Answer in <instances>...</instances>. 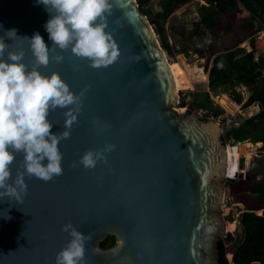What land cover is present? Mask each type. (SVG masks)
Listing matches in <instances>:
<instances>
[{"label": "water", "instance_id": "obj_1", "mask_svg": "<svg viewBox=\"0 0 264 264\" xmlns=\"http://www.w3.org/2000/svg\"><path fill=\"white\" fill-rule=\"evenodd\" d=\"M110 5L106 31L118 44L117 61L93 69L70 49L57 50L52 55H63V63L40 68L59 73L74 93L85 91L83 106L70 138L59 144L63 174L50 182L25 176L22 203L0 199V264H55L70 239L62 231L69 222L91 236L86 264H219L225 222L216 211L225 189L217 183L228 170L223 131L214 120L173 109L179 94L170 88V62L137 0ZM49 18L38 0H0V36L13 28L18 37L39 32L51 48L44 27ZM5 43L22 48L25 63L33 59L27 40ZM67 110L50 113L53 133L66 130ZM106 145L115 146L107 164L79 165L87 150ZM22 161L16 154L9 183L23 171ZM109 235L116 244L104 249Z\"/></svg>", "mask_w": 264, "mask_h": 264}, {"label": "clouds", "instance_id": "obj_2", "mask_svg": "<svg viewBox=\"0 0 264 264\" xmlns=\"http://www.w3.org/2000/svg\"><path fill=\"white\" fill-rule=\"evenodd\" d=\"M38 3L50 15L44 27L51 48L39 32L31 38L18 37L13 28L0 36V199L8 197L20 203L27 194L25 176L50 182L63 174L59 144L70 138L85 96V91L79 94L71 91L59 73L45 75L40 68L52 61L63 63V55H52L57 50L70 49L75 57L88 60L93 69L107 68L120 55L118 44L106 31L110 0H38ZM13 38L28 41L33 57L30 63L24 62L22 48L10 50L11 45L5 43ZM58 108L68 109L64 112L66 130L53 133L49 116ZM114 150V145L87 150L78 163L86 170H94L98 163L107 164L106 154ZM20 153L23 171L18 170L15 180L9 183L10 166ZM76 166L73 163L72 167ZM62 231L70 239L57 253L55 264H86V244L91 236L78 231L71 222Z\"/></svg>", "mask_w": 264, "mask_h": 264}, {"label": "rangeland", "instance_id": "obj_3", "mask_svg": "<svg viewBox=\"0 0 264 264\" xmlns=\"http://www.w3.org/2000/svg\"><path fill=\"white\" fill-rule=\"evenodd\" d=\"M158 3L159 0H150L147 7L157 12ZM199 3L192 1L179 7L165 23L166 33L174 55L170 57L165 51L171 66L178 65L177 67H181L180 60L183 58L188 66L186 68L187 72L200 68L209 75L213 61L218 54L236 48H244L250 52L252 38L255 41L257 56L264 54V40H262L264 39V35L262 36L264 31H259L261 27L259 20L248 12L244 6L239 4L235 10L222 13L215 19L213 31L210 32L199 24ZM152 27L154 28L153 25ZM182 52H185V54ZM182 79V81H179V101L173 106V109L182 117L186 116L182 110L184 108L187 115L196 114L201 120H212L210 119L211 114L209 115L206 109L193 108L192 106L194 104V93L210 92L208 81L189 83L188 85L187 79L185 77H182ZM234 91L243 97L242 103L239 104L235 100ZM211 94L216 105L224 110V114L220 118V127L223 131L221 141L227 146L229 143L226 144L223 141L225 131L231 128L236 121H243L256 115L260 108L258 105L247 109L243 107L249 93L242 85H237L234 89L223 94ZM240 144L250 146V157L246 154L240 157L238 177L233 180L232 186H229L226 178H221L217 183L225 189V203L216 211V214L225 222V227L218 238L219 241L221 239L225 240L228 260L233 258V252L243 238L242 228L239 224L240 215L245 211H252L257 215H259L258 212L263 214L264 211V198L262 202H258L251 190V187L255 185L264 184V153L261 152V147L258 144L248 141ZM231 147H234V145H231Z\"/></svg>", "mask_w": 264, "mask_h": 264}, {"label": "trees", "instance_id": "obj_4", "mask_svg": "<svg viewBox=\"0 0 264 264\" xmlns=\"http://www.w3.org/2000/svg\"><path fill=\"white\" fill-rule=\"evenodd\" d=\"M194 0H159L158 10L150 9V0H137L141 11L148 17L154 26L158 40L166 53L173 57L169 37L166 33L165 23L176 9ZM205 4L198 5L199 24L212 32L214 21L222 13L233 11L241 4L245 9L256 17L264 31V0H204ZM252 50L236 48L218 54L214 61L208 77V88L210 92L203 91L194 93L193 108L206 109L214 117H220L224 110L215 105L212 94H223L234 89L237 85L246 87L249 96L244 103L245 109L258 105L260 111L247 119H244L238 126L235 124L225 131L223 141L226 144L237 145L243 142L255 144L262 143L260 148L264 153V54L257 56L255 41H250ZM185 54V52H182ZM235 100L240 104L243 97L236 93ZM183 104V103H182ZM183 113L186 110L182 108ZM238 177V176H237ZM229 186L234 181L228 180ZM258 202L264 198V184L251 187ZM257 215L252 211H245L239 217V224L242 228L243 238L233 252L235 264H264V211ZM262 214V215H261ZM116 238L109 235L101 242V247L108 249L115 244ZM219 264H231L226 256L225 240L219 241Z\"/></svg>", "mask_w": 264, "mask_h": 264}, {"label": "bare ground", "instance_id": "obj_5", "mask_svg": "<svg viewBox=\"0 0 264 264\" xmlns=\"http://www.w3.org/2000/svg\"><path fill=\"white\" fill-rule=\"evenodd\" d=\"M245 46H247V44H245ZM181 62V67H177L175 66H169L171 74H172V78H173V84H170V88L173 86V92L175 95L179 94V88H180V84L179 81H182V77H185L187 79V84L189 85V83H197V82H205L208 81V75L206 74V72H204L202 69L200 68H196L194 70H191L190 72L186 71V68L188 67L185 62L184 59L182 58L180 60ZM224 101L226 102V100L224 99ZM217 128L215 127L213 130H209L212 138L217 136ZM258 145H260V147L262 146L261 143H259ZM250 146L248 144H240L236 145L234 147L228 146L227 148V155H226V161L227 164L226 166L228 167V177L232 178L235 177L237 178L238 176V162L240 157L243 154H246L248 157H250L251 152L249 151ZM220 162H222V159L219 160ZM226 169V168H225ZM225 172V170H224ZM209 182V181H208ZM232 259V258H231Z\"/></svg>", "mask_w": 264, "mask_h": 264}, {"label": "built area", "instance_id": "obj_6", "mask_svg": "<svg viewBox=\"0 0 264 264\" xmlns=\"http://www.w3.org/2000/svg\"><path fill=\"white\" fill-rule=\"evenodd\" d=\"M196 2H200L201 4H205V2H204V0H196ZM245 88V87H244ZM246 89V88H245ZM214 100V99H213ZM215 102V101H214ZM215 105H216V103H215ZM218 106V105H217ZM220 118H221V116L220 117H214V116H212V115H210V119H212V120H215L217 123H219V125H220ZM240 122H242V121H236L235 122V125L236 126H238L239 124H240ZM228 146H231V145H227V148H228ZM238 167H239V164H238ZM235 177H232V178H230V177H228V170H227V172H226V179H228V180H233ZM225 203V202H224Z\"/></svg>", "mask_w": 264, "mask_h": 264}, {"label": "crops", "instance_id": "obj_7", "mask_svg": "<svg viewBox=\"0 0 264 264\" xmlns=\"http://www.w3.org/2000/svg\"><path fill=\"white\" fill-rule=\"evenodd\" d=\"M195 1V0H194ZM197 3H199V2H197ZM264 35V33L262 34V36ZM261 39H262V37H260ZM262 40H264V39H262ZM252 50V49H251ZM208 77H209V75H208ZM242 87H244V86H242ZM246 88V87H245ZM212 98H213V95H212ZM246 102V101H245ZM220 107V106H219ZM260 111V110H259ZM252 117V116H251Z\"/></svg>", "mask_w": 264, "mask_h": 264}, {"label": "flooded vegetation", "instance_id": "obj_8", "mask_svg": "<svg viewBox=\"0 0 264 264\" xmlns=\"http://www.w3.org/2000/svg\"><path fill=\"white\" fill-rule=\"evenodd\" d=\"M115 244H116V241H115ZM115 244H114V245H115ZM114 245H113V246H114ZM113 246H112V247H113ZM110 248H111V247H110Z\"/></svg>", "mask_w": 264, "mask_h": 264}]
</instances>
